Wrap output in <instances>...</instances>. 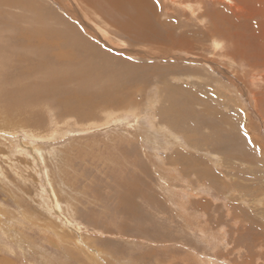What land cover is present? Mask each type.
<instances>
[{"label":"rangeland","instance_id":"obj_1","mask_svg":"<svg viewBox=\"0 0 264 264\" xmlns=\"http://www.w3.org/2000/svg\"><path fill=\"white\" fill-rule=\"evenodd\" d=\"M9 1L0 0V264H264V0H234V12L217 0V47L203 35L209 0L189 19L178 9L199 39L163 53L122 42L102 15L65 0L104 28L107 46L89 38L99 49L143 68L109 88L124 87L130 105L97 98L88 117H61L54 99L6 102L39 79L14 75L17 54L37 60L16 43L62 29L55 16L78 25L56 0Z\"/></svg>","mask_w":264,"mask_h":264},{"label":"bare ground","instance_id":"obj_2","mask_svg":"<svg viewBox=\"0 0 264 264\" xmlns=\"http://www.w3.org/2000/svg\"><path fill=\"white\" fill-rule=\"evenodd\" d=\"M7 1L10 3L9 0ZM56 1L59 4V9L62 8L61 10H63L64 7L65 13L78 25L76 24L77 26L75 27L68 23L65 24L64 18L55 16L57 21H61L62 29L52 27L46 29V34L44 31L39 30L31 36L33 42L30 40L29 42L16 43L19 47L21 44L25 45V43L26 46H31L30 49L34 50L37 60L29 59L27 63L25 52L22 57L21 54H17L16 60L22 62L20 65L22 67L17 68L14 75L19 81L25 76H37L39 79L26 81L29 85H18L7 91L4 94L6 102L13 105V103H18L20 100H31V98L36 97L52 102L55 100L56 105L61 106L58 111L61 117L63 115L91 116L89 114H93L94 110L92 109L96 108L95 102L97 98L112 104L111 110L130 105L133 102V96L129 92H127L128 94H123L125 92L123 90L124 87H120L115 92H109V88L112 87L111 84L120 83L118 79L122 74L128 78L133 70L139 68L141 71L143 69L142 66L140 68L135 64L129 65L125 60L113 59L101 47L99 49L98 45L90 39L91 37L98 39L100 43H106L107 46V42L101 40L104 36L108 37L104 28H95L94 25L87 23L80 17L79 9L68 4L65 0ZM197 1L199 4H197ZM200 1L185 0L184 3V0H163L164 3H162L161 0H79L77 4H82L81 7L83 8H86V6L91 7L96 13L103 16L110 27L115 25L116 28L114 31L112 29L111 34L114 37L118 36L120 38L123 35L122 37L128 38V40L120 39L122 42H126L129 45H144L150 42L155 44L160 52L163 53L166 48L167 50L170 49L169 47L174 49L180 46L192 48V42L195 39H199L196 35L197 32L193 33L192 29H189L191 27L188 21L183 22L182 18L180 20L177 18L179 13H181L178 9L181 11L186 10L188 12L186 16L189 19V16H192V13L199 10L202 6H208V15H211L210 26H207L208 29L204 31L203 35L209 34L211 37L215 35L214 33L219 32L214 23L219 11L213 10L212 7L222 6L216 2L217 0H209L204 5ZM228 1L233 4L231 5ZM223 4L225 5L224 8L230 6L229 10L234 12V7L236 6L234 0H223ZM168 5L174 11V15L169 19L170 26L166 22L161 21L159 17L161 12L165 16L167 15V11L164 9ZM159 6H163V9ZM189 6L197 7L196 10H193L194 8L190 9ZM239 9L236 8L235 10L238 11ZM221 10L223 9L221 8ZM204 14L205 10H202L200 15ZM182 15L184 16V12H182ZM79 31L85 34L87 39L83 40ZM190 31L191 34L189 35L188 32ZM39 36L43 37L38 39ZM109 36L111 37V35ZM215 37H212L213 45L215 47L221 46L220 44L222 43ZM0 50H4V48L0 46ZM186 53L188 52L186 51ZM132 56L135 55L132 54ZM165 69L169 70V68ZM10 83L15 84L16 82L12 80ZM180 95L183 96L182 94ZM83 107H88V109L82 110Z\"/></svg>","mask_w":264,"mask_h":264}]
</instances>
